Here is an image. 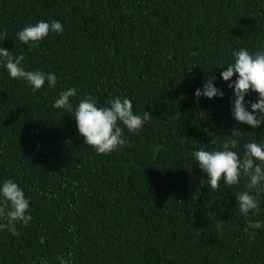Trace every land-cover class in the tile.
<instances>
[{"label": "trees", "instance_id": "1", "mask_svg": "<svg viewBox=\"0 0 264 264\" xmlns=\"http://www.w3.org/2000/svg\"><path fill=\"white\" fill-rule=\"evenodd\" d=\"M39 20L64 31L29 50L16 32ZM0 40L27 69L58 76L33 93L0 68V179L20 183L33 216L18 236L0 231V264H57L69 251L73 264H264V230L245 232L235 204L244 181L214 192L187 156L219 147L233 126L264 140V126L232 119L222 80L223 99L193 95L233 49L264 46V0H0ZM67 86L74 103L123 93L152 118L124 129L123 150L97 154L72 114L52 108ZM260 199L253 220H264Z\"/></svg>", "mask_w": 264, "mask_h": 264}, {"label": "clouds", "instance_id": "2", "mask_svg": "<svg viewBox=\"0 0 264 264\" xmlns=\"http://www.w3.org/2000/svg\"><path fill=\"white\" fill-rule=\"evenodd\" d=\"M63 31L64 26L59 20H39L18 30L16 37L31 50L49 34ZM24 59L23 53L16 55L0 44V68L9 79L25 82L33 93L43 89L45 84L49 89L56 88V73L43 69L29 70L23 65ZM214 67L222 69L219 77L206 76L194 90V100L198 103L201 98L223 99L225 90L217 83L222 80L231 90L229 112L232 119L252 129L264 126V46L255 50L248 47L233 49L229 61H218ZM234 75L235 79H232ZM250 93L256 94L254 100L246 98ZM77 95L76 87H65L54 99L52 108L72 114L84 144L91 146L97 154L107 155L123 150L130 143L124 129L129 133H139L152 118L148 111L143 110L142 114L134 111L133 100L123 93L111 96L103 104L90 94H84L78 103H74L73 99ZM211 143L215 145L217 141L212 140ZM187 156L206 174V183H201L207 184L214 192L218 189H232L243 180V190L232 192L239 214L246 218L244 231L264 230V220L251 218L261 214L260 198L264 196V140L244 141L242 131L233 126L219 147L208 148L202 144L188 152ZM30 201L31 198L15 178L0 179V231L7 229L12 235L18 236L20 233L17 225L26 227L33 220ZM216 227L219 229L220 225ZM56 262L73 264L72 252L58 255ZM38 264H49V261L47 258H39Z\"/></svg>", "mask_w": 264, "mask_h": 264}]
</instances>
